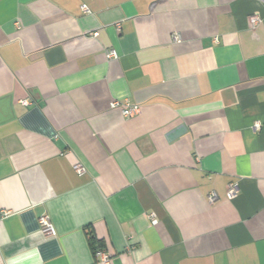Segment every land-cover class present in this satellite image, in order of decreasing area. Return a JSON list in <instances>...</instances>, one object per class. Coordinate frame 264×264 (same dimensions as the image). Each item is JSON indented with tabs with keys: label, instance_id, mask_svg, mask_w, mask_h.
<instances>
[{
	"label": "crops",
	"instance_id": "obj_1",
	"mask_svg": "<svg viewBox=\"0 0 264 264\" xmlns=\"http://www.w3.org/2000/svg\"><path fill=\"white\" fill-rule=\"evenodd\" d=\"M0 213V264H264V0H0Z\"/></svg>",
	"mask_w": 264,
	"mask_h": 264
},
{
	"label": "built area",
	"instance_id": "obj_2",
	"mask_svg": "<svg viewBox=\"0 0 264 264\" xmlns=\"http://www.w3.org/2000/svg\"><path fill=\"white\" fill-rule=\"evenodd\" d=\"M84 11L90 13L87 9V7H84ZM261 23V19L257 16H252L249 18V25L251 29H255L259 24ZM119 28V26H118ZM174 41L177 43H180V39L179 37H174ZM106 59L108 61H116L118 60L119 56L118 53L116 52V50L114 49H110L106 52L105 54ZM30 100H24L21 102V104L23 106H29L30 105ZM111 109H119L121 111V114L124 118H129L132 117L134 115H136L137 113H139L140 111V107L138 105H134V106H130V105H124L123 103H121L120 101H113L111 103ZM261 128L260 123H256L254 125V129L255 130H259ZM74 170L76 171L77 174L79 175H84L86 173V169L83 165L81 164H76L74 165ZM240 192L239 186L237 183H230L228 185L227 188V198L229 200H234L235 198L238 197ZM219 201V197L217 195V193L215 191H212L209 195H208V203L210 205H215L216 203H218ZM2 221V214L0 213V222ZM154 224L157 223V221H153ZM39 224V229L41 231V233L43 235H45L46 237H50V238H55L56 237V231L51 223V220L49 218V216H43L39 219L38 221ZM96 259L98 262L102 263V264H110V255L104 253L102 250H98L96 251Z\"/></svg>",
	"mask_w": 264,
	"mask_h": 264
},
{
	"label": "trees",
	"instance_id": "obj_3",
	"mask_svg": "<svg viewBox=\"0 0 264 264\" xmlns=\"http://www.w3.org/2000/svg\"><path fill=\"white\" fill-rule=\"evenodd\" d=\"M88 237H89V241H90L91 246L95 248L94 250H95V254H96V251H98L99 249L96 248L95 238L92 235V232L91 231L88 232Z\"/></svg>",
	"mask_w": 264,
	"mask_h": 264
}]
</instances>
